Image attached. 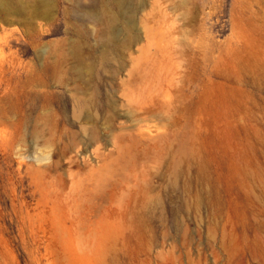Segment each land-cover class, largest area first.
Here are the masks:
<instances>
[{"label":"rangeland","instance_id":"374dc122","mask_svg":"<svg viewBox=\"0 0 264 264\" xmlns=\"http://www.w3.org/2000/svg\"><path fill=\"white\" fill-rule=\"evenodd\" d=\"M48 3L0 20V264H264V0Z\"/></svg>","mask_w":264,"mask_h":264},{"label":"bare ground","instance_id":"6f19581e","mask_svg":"<svg viewBox=\"0 0 264 264\" xmlns=\"http://www.w3.org/2000/svg\"><path fill=\"white\" fill-rule=\"evenodd\" d=\"M133 2L138 3L139 0H133ZM49 3H48V0H37L35 2H33L31 0H0V20L6 22L8 24H12V23H16V22L21 23V22H25V21L31 22V20L32 19L34 20L35 18H47L50 16V11L47 7ZM119 4L125 6L127 4V0H110L109 5H110L111 11L103 12V13H101V15L99 14L100 16H96L94 14L95 16L91 18L92 20L90 19V21H92L94 23L97 22L98 20L103 23V31H102L103 35H101L102 40L104 39V37H102V36L110 37L112 35V28L114 27V25L116 24L115 22L118 19L116 8L118 7ZM102 9L104 11V8H102ZM96 25H98V23ZM100 25H98V26H100ZM98 36L100 37V35H98ZM108 37H107V39H108ZM105 39H106V37H105ZM115 51H116V49H115ZM88 68H90V67H88ZM80 105H81V103H79L78 106H80ZM83 106H85V105H83ZM83 109H84V107H83Z\"/></svg>","mask_w":264,"mask_h":264}]
</instances>
